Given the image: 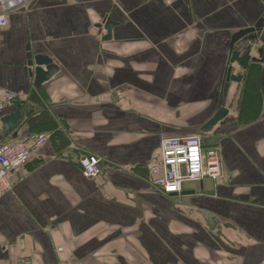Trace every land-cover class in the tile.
I'll use <instances>...</instances> for the list:
<instances>
[{"label": "crops", "instance_id": "crops-1", "mask_svg": "<svg viewBox=\"0 0 264 264\" xmlns=\"http://www.w3.org/2000/svg\"><path fill=\"white\" fill-rule=\"evenodd\" d=\"M263 14L264 0H31L9 10L0 93L24 102L0 142L50 138L0 198V264H264V62L229 65L233 51H264V28L254 29ZM105 19L119 24L109 40ZM38 56L58 72L36 88L27 62ZM41 112L52 124L30 129ZM192 135L221 148L229 180L164 196L147 166L163 140ZM71 146L99 155L103 174L85 179Z\"/></svg>", "mask_w": 264, "mask_h": 264}, {"label": "built area", "instance_id": "built-area-1", "mask_svg": "<svg viewBox=\"0 0 264 264\" xmlns=\"http://www.w3.org/2000/svg\"><path fill=\"white\" fill-rule=\"evenodd\" d=\"M31 0H0V26H6L5 14L14 8L25 6ZM24 102L21 94L14 91L0 93L1 118L7 111L19 110ZM49 134L37 132L20 140L0 142V198L12 187L15 174L30 160L35 150L44 148ZM74 161L81 168L85 179H95L104 172V160L85 148L71 146ZM224 160L218 145H204L198 135L174 137L163 140L157 157L147 166L150 186L164 196L178 195L184 184L203 180L228 181Z\"/></svg>", "mask_w": 264, "mask_h": 264}, {"label": "water", "instance_id": "water-1", "mask_svg": "<svg viewBox=\"0 0 264 264\" xmlns=\"http://www.w3.org/2000/svg\"><path fill=\"white\" fill-rule=\"evenodd\" d=\"M105 30L106 34L104 36V40H109L111 38V33L113 29L119 26L118 23L107 21L106 19L103 21L101 25H99V28H102ZM264 28V14L262 18L255 24L254 29L256 30H262ZM258 58H251L250 57V49L246 50L242 55H240L239 52L233 51L229 57V65L230 67L234 64H236L241 71L246 70L247 65L249 61L251 62H264V51L259 48L257 50ZM33 64L35 67L33 68V71H29V76L33 77V86L38 88L40 87L44 82H47L53 75H55L58 72V68L56 65L53 64V62L47 58L38 56L31 61L27 62V67L32 69ZM227 80L230 82H236L239 83L242 79V76L240 73L233 74L232 68L227 69L226 72ZM227 115V110L221 108L219 109L214 116L202 127L201 131L204 133L210 132L215 125H217L219 122L223 120V118ZM22 114L19 110H15L9 114L4 115L1 118V123L3 126V130L6 133H10L21 121Z\"/></svg>", "mask_w": 264, "mask_h": 264}, {"label": "trees", "instance_id": "trees-1", "mask_svg": "<svg viewBox=\"0 0 264 264\" xmlns=\"http://www.w3.org/2000/svg\"><path fill=\"white\" fill-rule=\"evenodd\" d=\"M52 122L53 120L48 118L46 112H41L35 116L27 118L26 120V124L30 129H40L41 127L52 124Z\"/></svg>", "mask_w": 264, "mask_h": 264}, {"label": "rangeland", "instance_id": "rangeland-1", "mask_svg": "<svg viewBox=\"0 0 264 264\" xmlns=\"http://www.w3.org/2000/svg\"><path fill=\"white\" fill-rule=\"evenodd\" d=\"M190 184H184V186H189Z\"/></svg>", "mask_w": 264, "mask_h": 264}]
</instances>
